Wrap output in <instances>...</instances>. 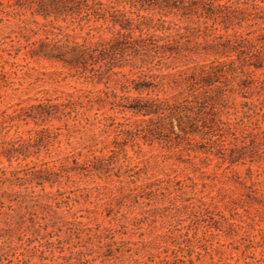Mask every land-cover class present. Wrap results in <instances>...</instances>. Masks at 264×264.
<instances>
[{
    "label": "rangeland",
    "instance_id": "obj_1",
    "mask_svg": "<svg viewBox=\"0 0 264 264\" xmlns=\"http://www.w3.org/2000/svg\"><path fill=\"white\" fill-rule=\"evenodd\" d=\"M102 1L135 17L126 1ZM33 11L25 0H0V264H172L171 249L185 264H264V87L257 82L264 68L244 67L250 76H241L243 83L253 79L245 87L227 75L221 84L225 100L206 108L203 123L197 122L200 132L189 135L188 142L178 140V145L173 138L149 140L147 120L120 114L118 107L104 102L100 111L115 116L108 135L97 144L102 153L96 154L104 160L88 162L83 151L78 161L90 163V172L66 173L57 159L81 149L85 136L80 125L71 119L34 124L22 119L27 109L21 107L75 88L93 91V97L104 98L105 91L121 95L123 84L140 86L150 81L145 74L172 70L146 63L145 54L153 53L146 51L148 41L157 39L145 35L140 36L138 67H124L123 75L109 77L106 84L91 83L74 69L32 52L44 50L43 42L51 45L49 32H57L51 25L81 42L86 24L75 16L43 20ZM140 14L159 16L154 10ZM167 19L188 35L179 43L186 57L171 67L213 59L202 53V34L190 36L198 26L203 30L201 19ZM101 23L88 24L93 28ZM165 26L171 32L178 27ZM196 43L200 53L185 50H194ZM238 65L235 61L237 71ZM149 90L142 95L174 93L168 87L165 93ZM217 119L231 130L224 124L219 131ZM117 122L128 125L122 139L113 132ZM44 126L47 132L40 130ZM218 133L221 147L208 140ZM115 146L118 152L110 154ZM46 166L54 173L39 172Z\"/></svg>",
    "mask_w": 264,
    "mask_h": 264
},
{
    "label": "trees",
    "instance_id": "obj_2",
    "mask_svg": "<svg viewBox=\"0 0 264 264\" xmlns=\"http://www.w3.org/2000/svg\"><path fill=\"white\" fill-rule=\"evenodd\" d=\"M123 1L135 9L128 12L135 14V17H130L124 9L120 10L110 5L109 1L105 3L102 0H25L26 4L34 9L33 13L43 20L50 17L53 20L59 18L65 20L66 16H70L71 18L77 17L80 22L83 21L86 24V36L81 37V42L61 27L51 25L52 29H57L55 33L49 32L53 35L51 45L43 42L41 44L44 50H33L32 52L34 55L42 53V57L58 62L63 68L74 69L91 83L106 84L109 77L123 75L121 69L124 67H138L135 61L140 62V36L145 35L154 36L157 39L148 41L150 48H146V51L151 50L153 53L145 54L146 63L151 64L154 61L158 70H172L157 75L145 74L144 76L150 81L140 86L132 84L130 88L123 84L121 95L105 91L104 98L93 97V91L75 88L70 92L35 99L37 101L35 104L21 107L20 110L27 109L22 119L29 118L34 124H39L38 122L43 124L48 119H71L80 125L85 136L81 149L57 159L59 168H66V173L75 172L87 175L92 167L88 162L104 160L103 155L96 154L102 153V148L97 147V144L102 143L103 138L108 135V128L114 123L115 117L100 111L99 105L104 102L107 101L111 105L110 108L118 107L120 114L128 112L133 116H141L140 122L147 120L150 123L147 128L150 134L149 140L173 138L176 139L175 144L178 145V140L188 142L190 141L189 135L200 132L197 122L201 120L203 123L201 115L205 113L206 108H213L215 103L218 104L225 100L226 90L221 84L227 80V75L233 79L238 78L242 82V87H245L253 83V79L250 78L249 82L243 83L244 79L241 76H250V73L244 72L243 68L254 70L264 68V0ZM140 10H154L159 16L141 15ZM169 15L184 18L194 15L201 19L203 30L201 31L198 26L190 36L202 34L204 38L202 53L213 55V59L202 63L195 62L191 65L185 64L181 68L171 67V63H174L176 59L186 57L179 50L181 46L179 43L180 40L187 39L188 35L182 32L176 23L167 19ZM140 19L143 21L141 22ZM153 20L157 23L152 24ZM98 21L102 23L90 28L89 22ZM166 23L178 27L171 32L172 28L165 26ZM140 26L145 27L146 31L143 32ZM152 28L154 32H149ZM79 30H82L81 25H79ZM92 30L95 33H91ZM209 30L213 32H207ZM156 31L163 34H157ZM218 31L221 32L215 33ZM45 39H48L47 34ZM194 45V50L187 47L185 50L200 53L198 44ZM215 56L225 57L227 60ZM235 61L239 63L237 67L239 71L234 67ZM257 82L264 87V77ZM165 87L174 93L162 97L158 94L142 95L144 90L156 89L160 92ZM131 90L137 95L133 96L130 93ZM122 116L125 118L124 115ZM116 124L113 131L115 138L122 139L128 132V125L120 122ZM222 125L226 131L231 130L228 123L217 119L215 126L219 131ZM40 130L47 132L49 127L44 126ZM213 135L218 136L215 139L210 137L208 140L212 143L217 142V145L221 147L222 134ZM100 136L103 137L100 138ZM83 151L89 160L80 163L78 158L85 155ZM108 152L115 154L118 148L115 146ZM233 161V158L229 160L230 163ZM69 163L71 165H68ZM39 172L54 173L47 166ZM171 255L172 264L177 262L185 264L183 257L177 255L174 249H171ZM163 261L168 262L167 259ZM188 262L193 264L191 260Z\"/></svg>",
    "mask_w": 264,
    "mask_h": 264
}]
</instances>
